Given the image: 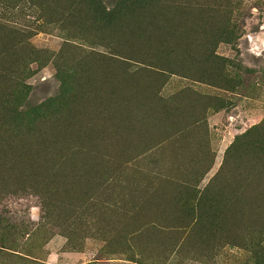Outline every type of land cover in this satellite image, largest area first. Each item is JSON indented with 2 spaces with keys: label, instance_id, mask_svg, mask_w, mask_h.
Listing matches in <instances>:
<instances>
[{
  "label": "rangeland",
  "instance_id": "rangeland-1",
  "mask_svg": "<svg viewBox=\"0 0 264 264\" xmlns=\"http://www.w3.org/2000/svg\"><path fill=\"white\" fill-rule=\"evenodd\" d=\"M0 264H264V0H0Z\"/></svg>",
  "mask_w": 264,
  "mask_h": 264
},
{
  "label": "trees",
  "instance_id": "trees-1",
  "mask_svg": "<svg viewBox=\"0 0 264 264\" xmlns=\"http://www.w3.org/2000/svg\"><path fill=\"white\" fill-rule=\"evenodd\" d=\"M146 0H133V4H145Z\"/></svg>",
  "mask_w": 264,
  "mask_h": 264
}]
</instances>
